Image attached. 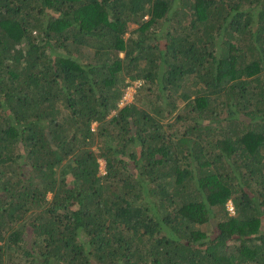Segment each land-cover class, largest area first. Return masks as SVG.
<instances>
[{"label": "trees", "instance_id": "trees-1", "mask_svg": "<svg viewBox=\"0 0 264 264\" xmlns=\"http://www.w3.org/2000/svg\"><path fill=\"white\" fill-rule=\"evenodd\" d=\"M0 264H264V0H0Z\"/></svg>", "mask_w": 264, "mask_h": 264}, {"label": "built area", "instance_id": "built-area-1", "mask_svg": "<svg viewBox=\"0 0 264 264\" xmlns=\"http://www.w3.org/2000/svg\"><path fill=\"white\" fill-rule=\"evenodd\" d=\"M141 85V81L140 80H137L135 82L132 83V85H129L127 88H126V91L122 97V101H121V104H128L130 102H132L133 100V96L137 90V88ZM228 209L231 211L232 214H234V207H233V204L232 202H229L228 204Z\"/></svg>", "mask_w": 264, "mask_h": 264}, {"label": "rangeland", "instance_id": "rangeland-1", "mask_svg": "<svg viewBox=\"0 0 264 264\" xmlns=\"http://www.w3.org/2000/svg\"><path fill=\"white\" fill-rule=\"evenodd\" d=\"M131 28H134V27H136L135 25H131L130 26ZM95 125V124H94ZM97 139V138H96ZM99 143V140L97 139L96 140V143H95V145H93V149L98 153V147H97V144ZM104 166H105V161L103 160V159H100V168H101V173H103V171H104ZM49 197H51V196H49Z\"/></svg>", "mask_w": 264, "mask_h": 264}, {"label": "clouds", "instance_id": "clouds-1", "mask_svg": "<svg viewBox=\"0 0 264 264\" xmlns=\"http://www.w3.org/2000/svg\"><path fill=\"white\" fill-rule=\"evenodd\" d=\"M122 55H123V54H122ZM140 81H141V80H140ZM134 95H135V94H134ZM134 97H135V96H133V100H134ZM133 100H132V101H133ZM130 103H132V102H130ZM125 104H126V103H125ZM128 104H129V103H128ZM100 172H101V168H100ZM103 173H105V170L103 171Z\"/></svg>", "mask_w": 264, "mask_h": 264}]
</instances>
